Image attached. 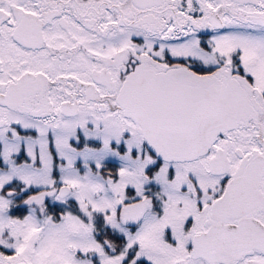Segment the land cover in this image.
<instances>
[{
	"label": "snow or ice",
	"instance_id": "snow-or-ice-1",
	"mask_svg": "<svg viewBox=\"0 0 264 264\" xmlns=\"http://www.w3.org/2000/svg\"><path fill=\"white\" fill-rule=\"evenodd\" d=\"M0 264H264V0H0Z\"/></svg>",
	"mask_w": 264,
	"mask_h": 264
}]
</instances>
